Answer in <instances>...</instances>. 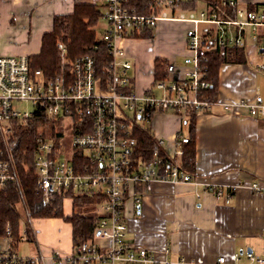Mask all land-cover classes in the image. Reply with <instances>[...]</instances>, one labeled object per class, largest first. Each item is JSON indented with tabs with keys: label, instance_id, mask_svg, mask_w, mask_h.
<instances>
[{
	"label": "built area",
	"instance_id": "2783aa9c",
	"mask_svg": "<svg viewBox=\"0 0 264 264\" xmlns=\"http://www.w3.org/2000/svg\"><path fill=\"white\" fill-rule=\"evenodd\" d=\"M95 1L104 9L107 24L101 39L110 59L103 75L92 56L70 60L62 43L58 44L62 73L54 78L33 69L28 56H0V192L9 187L21 191L22 174L30 172V164L17 162L13 151L15 130L37 122L33 166L43 201L49 204L58 197L63 206L66 198L73 201L77 194L101 196L96 211L102 218L95 236L110 241L106 251L94 242H85L70 254L54 252L51 260L55 264H167L157 254L127 242L126 194L132 193L137 184L149 191L155 182L196 183L195 177L182 169L184 146L190 137L179 131L170 155L163 151L166 141L158 138L147 161L136 154L135 129L156 113L198 114L218 105L217 99L206 95L211 88L208 55L223 48L245 47L248 27L257 38L264 28V12L237 8V1L230 0L224 4L237 8L236 18L225 20L212 9L174 13L170 5L180 0H156L147 14L127 9L126 0ZM161 21L191 25L186 31L187 68L176 78L169 75L139 94L133 89L129 74L133 65L126 59L122 42L156 28ZM236 105L246 107L251 117L264 118L262 96ZM223 106L232 109V104ZM251 188L264 193L256 183ZM210 190L230 203V193L225 195L216 187ZM134 199L139 206V197ZM20 206L30 219L24 197ZM24 227L21 222L18 243L27 241ZM14 246L12 225L8 223L5 236L0 238V264H29L34 260L21 256ZM247 257L250 262L264 264V252L260 257ZM215 264H226L225 257Z\"/></svg>",
	"mask_w": 264,
	"mask_h": 264
},
{
	"label": "crops",
	"instance_id": "0c3cea01",
	"mask_svg": "<svg viewBox=\"0 0 264 264\" xmlns=\"http://www.w3.org/2000/svg\"><path fill=\"white\" fill-rule=\"evenodd\" d=\"M236 1L237 8L264 12V0ZM76 4L102 7L95 0H0V44L5 38L11 41L4 49L0 45V56L39 54L43 36L52 31L54 16L71 14ZM236 7L233 8L237 10ZM205 9L208 8L201 5L198 11ZM220 15L225 20H234L236 11L231 14L224 10ZM190 26L184 22L161 21L153 29L154 38L149 40L157 45L156 49L145 57L136 54L140 43L127 47V40L122 42L128 61V57L136 59L137 56L142 61L140 66L151 65L153 69L151 87L137 86L132 73L139 60L130 61L133 68L129 74L135 92L140 94L153 87L156 59L168 61V76L174 78L187 68L184 59L189 56L186 31ZM246 35L247 62L221 65L219 104L209 112L196 114V164L192 174L196 183L155 182L149 191L137 184L132 193L126 194L127 242L157 254L167 264H215L220 257H225L226 264H255L247 255L260 257L264 252V193L251 188L254 183L264 188V118L251 117L246 107L236 105L242 100L252 102L257 96L264 98V69L261 68L264 67V52H261L264 28L259 30L257 38L252 36L251 27L247 28ZM179 57H183L181 65H178ZM227 104H232L231 110L224 108ZM189 117L176 112L156 113L148 122L155 141L158 138L166 141L163 149L166 154L173 153L179 131L190 137ZM210 187L222 190L225 195L230 193V203L224 196L217 198ZM135 196L140 199L139 206ZM67 200L70 202L64 200L62 208L64 215L70 217L74 206L71 199ZM27 220L32 240L27 236L26 242L34 244L27 256L34 259L29 264H55L51 260L54 252L74 251L71 223L61 218ZM33 221L38 224L35 226ZM97 239L94 233L92 242L106 251L110 241ZM20 244H15L16 251Z\"/></svg>",
	"mask_w": 264,
	"mask_h": 264
},
{
	"label": "trees",
	"instance_id": "16d2710c",
	"mask_svg": "<svg viewBox=\"0 0 264 264\" xmlns=\"http://www.w3.org/2000/svg\"><path fill=\"white\" fill-rule=\"evenodd\" d=\"M156 0H126L125 6L129 10H135L139 14H147ZM224 1L230 0H180L173 2L170 7L174 13L191 12L204 8L212 9L219 14L224 10L233 14L236 10ZM103 19V12L96 5L76 4L71 14H59L53 18L52 31L42 38L41 51L37 55L29 57L33 69L42 70L50 78L62 73V59L58 44L62 43L67 48L68 58L72 61L82 56H92L96 61V68L103 75L104 67L109 63L108 49L95 30ZM153 37V29L145 30L139 37L150 39ZM246 49L231 47L219 49L208 55L207 68L208 79L211 88L207 97L215 100L218 92L219 69L224 63H246ZM170 65L164 59H156L154 63V84L168 78ZM195 119L196 113L191 112L189 117L190 141L184 146L182 169L193 174L196 161L195 146ZM138 138L136 154L139 158L150 161L155 145V137L149 127L141 125L135 129ZM38 138V123L33 122L29 127L18 126L15 130L14 154L18 164H30V172L22 174L21 191L16 187H9L0 192V238L6 234L8 223L12 225V240H19L20 223L23 220L18 207L22 197L26 202L29 217L33 219L61 218L71 223L73 227V247L77 250L83 243L92 242L94 233L102 215L95 211L101 202V196L77 194L73 198L74 211L70 217H66L62 208V201L56 197L51 203L46 204L42 195L37 190L36 172L33 166L35 158L36 141ZM22 193V195H21ZM28 240H32V230L28 220L24 221ZM17 249V245L14 246Z\"/></svg>",
	"mask_w": 264,
	"mask_h": 264
},
{
	"label": "rangeland",
	"instance_id": "374dc122",
	"mask_svg": "<svg viewBox=\"0 0 264 264\" xmlns=\"http://www.w3.org/2000/svg\"><path fill=\"white\" fill-rule=\"evenodd\" d=\"M200 7H201V5H200ZM100 10H101V12L104 13V9L102 7H101ZM106 25H107L106 24V21L103 18V19H101V21L99 22L98 26L96 27L95 30L97 31V33H98V35L100 37L103 34L104 28L106 27ZM156 34H157V32H156V29H155L154 30V35L156 36ZM149 40L150 39H142V38H140V39H132V40L129 39V40L126 41V46L129 47V46L135 44L136 42H138V44L140 43L139 44L140 49H139V51L136 54H139L140 56H144L145 57L147 54H150L151 51H154L156 49V46H157V45L154 46L153 43L151 41H149ZM8 42L11 43V41L9 39H7V38L2 39L1 40V44H0L1 47L3 49L5 48V46L8 47L9 46V43ZM16 43L20 44L19 41H17ZM11 47H10V49H11ZM152 54H153V52H152ZM128 59L130 61H132L133 63L136 62V59L139 60V58L137 56H136V59L134 57H128ZM142 59H144V58H142ZM141 62H142L141 60L138 61L136 70L133 71L132 76L134 77V79H135V81L137 83V86H139L140 84L141 85L143 84V85L146 86V88H150L151 85L153 84V69H152V66L150 65L149 68H147V67L144 68L143 66H140L139 65V64H141ZM178 62H179L178 65H181L183 63V57H179L178 58ZM137 90H139V89L137 88ZM145 126L151 127V124L150 123H146ZM65 200H66V202L68 201V203L70 202V200H67V198ZM97 208L98 207H94V209H96V210H97ZM18 210H19L20 214L22 215V217L24 218V221L27 220V218H26L27 216L24 213L23 208L21 206H19L18 207ZM37 224H38L37 222H34V225L35 226ZM97 241L100 242L102 240L97 239ZM31 245H33V247H34V244L33 243H30V242H22L19 245V248H18V251H19L20 255L23 256V257L29 256V254H31V252L29 250Z\"/></svg>",
	"mask_w": 264,
	"mask_h": 264
},
{
	"label": "water",
	"instance_id": "95a60500",
	"mask_svg": "<svg viewBox=\"0 0 264 264\" xmlns=\"http://www.w3.org/2000/svg\"><path fill=\"white\" fill-rule=\"evenodd\" d=\"M261 52H264V50H262Z\"/></svg>",
	"mask_w": 264,
	"mask_h": 264
}]
</instances>
